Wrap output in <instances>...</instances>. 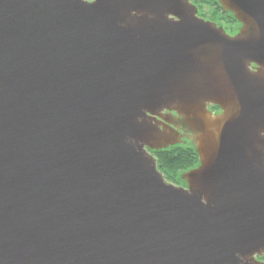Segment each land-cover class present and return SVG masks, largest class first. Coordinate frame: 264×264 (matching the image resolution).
I'll return each instance as SVG.
<instances>
[{"label": "water", "instance_id": "water-1", "mask_svg": "<svg viewBox=\"0 0 264 264\" xmlns=\"http://www.w3.org/2000/svg\"><path fill=\"white\" fill-rule=\"evenodd\" d=\"M218 3L233 35L191 0H0V264H264V0ZM189 141L176 185L150 150Z\"/></svg>", "mask_w": 264, "mask_h": 264}, {"label": "trees", "instance_id": "trees-1", "mask_svg": "<svg viewBox=\"0 0 264 264\" xmlns=\"http://www.w3.org/2000/svg\"><path fill=\"white\" fill-rule=\"evenodd\" d=\"M195 0H193L194 2ZM198 2L197 7L208 5L212 9H222L218 0H196ZM217 14L216 11L211 12L212 18ZM231 18L233 16L230 14ZM150 152L156 158L158 169L163 173L166 180L175 184L184 183V179L181 177L182 172L190 169L198 164V155L195 150L192 141L187 143H179L160 150H150Z\"/></svg>", "mask_w": 264, "mask_h": 264}, {"label": "flooded vegetation", "instance_id": "flooded-vegetation-1", "mask_svg": "<svg viewBox=\"0 0 264 264\" xmlns=\"http://www.w3.org/2000/svg\"><path fill=\"white\" fill-rule=\"evenodd\" d=\"M221 10H223V9H220L219 10V12H218V14H222V11ZM231 14V13H230ZM224 16H226V20H228V23H227V25L228 26H223V25H221L224 29H225V31L228 33V34H230V35H233L234 33H236L238 30H239V27H240V22L238 21V20H233L232 18H231V16L229 15V11H225L224 12V14H223ZM232 15V14H231ZM233 16V15H232ZM234 18V17H233ZM205 19H207V18H205ZM216 23L218 24V25H220L219 23H218V21H216ZM210 108V110L213 112V113H217V112H219L220 111V109L217 107V106H210L209 107ZM174 114V113H173ZM162 115H163V117L165 116V118H168V115H167V113L164 111V112H162ZM165 118H161V121L162 122H165V123H167V121L165 120ZM179 131H180V133H181V139H180V141L181 142H185V141H187L188 140V138L186 137V136H188V134H190L185 128H183L182 126H175ZM179 185H186L185 184V182L184 183H182V184H179ZM258 259L260 260H264V255H261V256H258Z\"/></svg>", "mask_w": 264, "mask_h": 264}, {"label": "rangeland", "instance_id": "rangeland-1", "mask_svg": "<svg viewBox=\"0 0 264 264\" xmlns=\"http://www.w3.org/2000/svg\"><path fill=\"white\" fill-rule=\"evenodd\" d=\"M193 2V0H191ZM193 3H195L196 5L198 4V2L195 0ZM199 5V4H198ZM220 9H216L215 7L212 9L211 7H209L208 5H203V6H200L199 9H198V15L203 17V18H207V19H210L212 21H218L219 24L223 25V26H228L227 23H228V20H226V16H224V12L225 10H221L222 11V14H218ZM214 12L216 11L217 14H215V17L212 18L211 16V12ZM164 176V175H163ZM165 178V177H164ZM166 179V178H165ZM168 181V180H167ZM170 182V181H169ZM173 183V182H172ZM175 184V183H174ZM176 185H179V184H176ZM258 258V256H257ZM261 260V259H260ZM264 261V260H262Z\"/></svg>", "mask_w": 264, "mask_h": 264}]
</instances>
